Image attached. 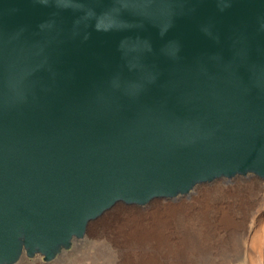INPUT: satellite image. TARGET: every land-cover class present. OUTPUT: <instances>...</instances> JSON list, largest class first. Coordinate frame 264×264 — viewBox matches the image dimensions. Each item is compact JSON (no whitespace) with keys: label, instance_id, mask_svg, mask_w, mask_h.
Returning a JSON list of instances; mask_svg holds the SVG:
<instances>
[{"label":"water","instance_id":"obj_1","mask_svg":"<svg viewBox=\"0 0 264 264\" xmlns=\"http://www.w3.org/2000/svg\"><path fill=\"white\" fill-rule=\"evenodd\" d=\"M264 180V0H0V264L55 259L118 202Z\"/></svg>","mask_w":264,"mask_h":264},{"label":"rangeland","instance_id":"obj_2","mask_svg":"<svg viewBox=\"0 0 264 264\" xmlns=\"http://www.w3.org/2000/svg\"><path fill=\"white\" fill-rule=\"evenodd\" d=\"M252 182L256 183L254 193L244 192ZM212 184L224 185L228 190L218 189L209 195L203 193ZM160 200L158 202H163V206L184 204L173 213L174 220L163 231L165 237L159 242L144 240L140 244L119 233L117 229L132 219V215L121 214L109 230L98 229L94 237L76 240L70 249L64 250L51 262L38 254L35 257L24 255L17 264H141V260L148 258L152 264H264V180L255 175L218 179L199 184L190 196ZM149 204L151 201L140 207ZM203 204L206 209L201 206ZM246 204L248 207L255 205L249 218L244 207ZM227 213L231 219L224 224L221 216ZM166 216L163 213V217ZM199 216L201 220L197 223L195 219ZM150 220L152 218L142 219L145 224ZM227 229L230 235L225 234ZM244 233H247V238L242 240L240 237ZM140 245H155L157 251L143 256L136 249Z\"/></svg>","mask_w":264,"mask_h":264},{"label":"bare ground","instance_id":"obj_3","mask_svg":"<svg viewBox=\"0 0 264 264\" xmlns=\"http://www.w3.org/2000/svg\"><path fill=\"white\" fill-rule=\"evenodd\" d=\"M258 178H260V177H258ZM218 179H231V178H218ZM218 179H215V180L210 181V182H205V183H211V182H214ZM260 179H262V178H260ZM238 185H242V184H238ZM218 189L223 190V191L228 190V189H226V187H224V185H213L209 188H206L203 191V193L208 194L209 192H213V191L218 190ZM255 189H256V183L252 182L247 186L246 189H244V192L254 193ZM192 191L190 193L179 195L177 197H170V198L157 197V198H154L153 200H151V204H149L146 207H140V205H138V204H128L125 202H118L119 205L116 203L117 205H114L113 207H111L110 209L105 211L101 216H99L98 218H96L94 220H91L85 236L83 238H80L79 240H84V239L89 238V237H94V235H96V233L99 231L98 229H100V230L102 229L104 231L109 230L111 228L112 224H114V221H116L118 218H120L121 214H128L129 216L132 215L131 216L132 219L131 220L129 219V221H127L126 223H124L122 226H120L117 229V231L119 233H121L122 235L128 236L130 241L139 242L140 244H141L140 241H144V240H153L155 242H159L160 240H162V238L165 237L163 231L167 227H170L172 224L171 222L174 220L173 213L175 211H177L178 209L182 208L180 206H183L184 203H174L172 205L171 204H164L165 206H163V204H162L163 202H158V200L161 201L160 199H176V198L178 199L180 196H190L192 194ZM152 201H157V202L152 204ZM201 202H203V201H201ZM207 204H209V203H207ZM201 206H203L205 208L204 204ZM207 206H209V205H207ZM254 206L255 205L248 207V204H246L244 206V207H246L247 218L250 217V210ZM189 208H191V207H189ZM241 212L243 213V211H241ZM163 213H165L167 216L163 217ZM242 213H241V215H242ZM146 215H148V216L146 217ZM188 217H189V215H188ZM206 217H208V216H206ZM143 218H149V219L152 218V220H150L148 224H145L142 221ZM230 219H231V215L228 213L221 216V220L224 224L228 223L230 221ZM195 220L198 223L201 220V217L199 216ZM228 232H229V230L227 229L225 234L230 235V234H228ZM103 233H105V232H103ZM168 237H171V235ZM240 238L242 240L244 238H247V233H244L242 235V237H240ZM76 240H78V239H76ZM263 244H264V242H263ZM127 248L130 249L129 247H127ZM133 249H135V248L133 247ZM136 249L138 250L137 252L139 254H142L143 256H144V254L145 255L151 254V253H155L157 251V248L155 245H153V246L149 245L147 247L140 245V246L136 247ZM149 256H151V255H149ZM151 257H153V256H151ZM41 259H43V257H41ZM148 259H151V258H148ZM148 259L145 261L141 260V264H152L151 261H148ZM51 261L52 260H50L49 262H51Z\"/></svg>","mask_w":264,"mask_h":264}]
</instances>
